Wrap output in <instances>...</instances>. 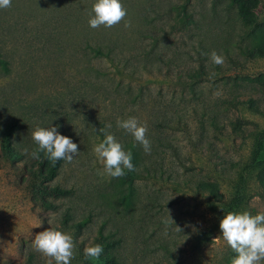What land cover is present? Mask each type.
Instances as JSON below:
<instances>
[{
    "label": "rangeland",
    "instance_id": "rangeland-1",
    "mask_svg": "<svg viewBox=\"0 0 264 264\" xmlns=\"http://www.w3.org/2000/svg\"><path fill=\"white\" fill-rule=\"evenodd\" d=\"M95 2L0 9V264H46L32 242L50 228L73 237L70 264H228L236 253L220 221L264 212V57L243 55L264 29V0L258 26L243 24L228 0H121L131 27L93 29ZM89 45L110 48L113 61ZM129 117L146 123L150 153L117 126ZM108 124L138 156L124 185L98 175L93 149ZM50 126L79 154L48 181L30 153L32 132ZM202 183L215 184V196ZM57 186L70 194H42ZM94 244L102 256L85 259Z\"/></svg>",
    "mask_w": 264,
    "mask_h": 264
},
{
    "label": "clouds",
    "instance_id": "clouds-1",
    "mask_svg": "<svg viewBox=\"0 0 264 264\" xmlns=\"http://www.w3.org/2000/svg\"><path fill=\"white\" fill-rule=\"evenodd\" d=\"M11 5L12 0H0V9L10 8ZM89 15L88 23L93 29L100 26L112 28L122 21L126 28L131 27V22L125 19L127 9L121 0H96ZM210 58L218 66L224 63V57L215 51L211 52ZM117 126L130 133L134 140L142 145L145 153H150L151 142L147 137L146 123L141 124L137 118L129 117L125 120L118 119ZM58 127H37L32 132V139L37 145L30 153L32 158L40 159V153H43L53 165L61 160L66 163L73 162L79 154L78 145L70 137L61 135ZM111 127V124H108L105 129H100V132L104 133V139L94 146L93 151L103 166L98 175L119 178L125 175V170L134 171L135 166L132 162V152L125 151L116 137L106 131ZM25 153L27 154V149ZM169 222L174 223L168 211L165 223ZM219 227L223 240L236 253L231 264H264V212L252 215L249 211H229L220 221ZM176 228L181 231L179 227ZM32 243L34 249L46 258V264H53V261L55 264H70L74 258L73 237L61 230L50 228L39 232ZM103 252L101 244L87 246L83 250L85 259L89 260H99Z\"/></svg>",
    "mask_w": 264,
    "mask_h": 264
},
{
    "label": "trees",
    "instance_id": "trees-1",
    "mask_svg": "<svg viewBox=\"0 0 264 264\" xmlns=\"http://www.w3.org/2000/svg\"><path fill=\"white\" fill-rule=\"evenodd\" d=\"M232 6L236 9L238 18L241 20L243 24H245L247 27L250 26H258V19L256 15V9L258 7V2L257 0H228ZM88 49H90L96 56H102L107 58L108 60L113 61L112 58V53L113 51L110 48H107L106 51H103L100 47L94 48L93 46L89 45L87 46ZM243 55L248 58L252 57H264V29L260 31L259 36L252 42L250 46H247L243 48ZM0 67L3 69H7V63L6 60L2 58L0 55ZM14 133V127L8 128L5 133H4V140L5 142H10L11 136ZM102 140L104 139V133L101 134ZM7 143V144H8ZM8 147V146H7ZM125 151H131L133 154V164L135 166L138 165L137 159V153L134 149L133 146L126 145L123 146ZM258 149H262L261 146L259 145ZM63 160L58 161L55 165H53L48 159L45 158L42 153H40V159L38 160V168L36 169L37 171V176L44 178L48 181L54 179L61 166H62ZM132 172L133 171H127L125 170V175L122 177H119L118 179V184L124 185L127 182H129L132 179ZM262 179V178H261ZM264 182V179H262ZM199 187L207 189L213 196H215L216 193V185L212 183H202L199 185ZM42 194H46L49 196H52L54 198H60V197H65L70 194V190L67 189H62L60 187H53V188H48L45 187L42 190ZM132 197V193L129 192L127 194H123L122 198L125 201H130ZM233 257L228 260V264H231ZM101 261H103V264H116L115 260L111 256H106L104 259L102 258Z\"/></svg>",
    "mask_w": 264,
    "mask_h": 264
}]
</instances>
